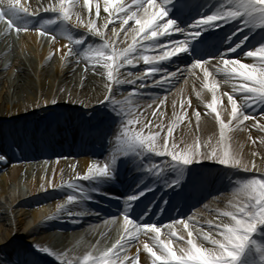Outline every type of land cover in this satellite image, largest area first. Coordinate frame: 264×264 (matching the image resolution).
Wrapping results in <instances>:
<instances>
[{
	"label": "snow or ice",
	"instance_id": "snow-or-ice-1",
	"mask_svg": "<svg viewBox=\"0 0 264 264\" xmlns=\"http://www.w3.org/2000/svg\"><path fill=\"white\" fill-rule=\"evenodd\" d=\"M76 5L77 0H58L43 9L46 13H54L55 18L36 20V13L29 12L21 0H0V21L7 18L9 30L15 28L19 33L35 26L40 36L50 35L55 41L57 34L53 33L59 29V35L68 41L64 45L67 51L61 59L76 57L77 63L82 58L93 68L99 65L103 69L101 75L106 74L109 81L106 85L109 95H105L101 103L112 106L115 116L110 118L113 123L119 122V128L112 133L114 141H109L115 144V149L102 165L94 163L88 167L87 174L78 177L88 181V187L76 181L65 185L73 190L68 195L67 204L82 210L65 209L60 205L58 211H67L69 217L98 216L99 213L85 207L94 193L106 195L102 188L120 182L122 171L126 169L135 170L139 176L129 184L121 212L103 222L104 225L119 224V238L110 247L93 246L82 256L70 258L67 253H54L48 247L32 245L33 254L55 256L59 264H140L138 245L142 244L151 264H264V174L241 175L257 166L244 158L242 145L239 148L232 146L231 135L247 129L251 140V129L245 123L250 120L254 122L252 128L264 133V123L256 117V110L264 113V0H214L211 3L209 0L204 3H193L192 0H130V3L104 0L103 11L108 18L103 25L98 27L94 20H89L86 25L92 36L99 37V42L93 43H87V35L77 37L73 32L77 26L73 23ZM84 6L91 11L92 0H84ZM100 12V4L96 3L95 15L99 17ZM76 18L80 20L79 16ZM109 24L113 25L112 38H105L103 29ZM121 32L124 42L130 36L131 43L117 48L115 44ZM157 49L159 55L149 54ZM242 58L247 62L242 63ZM134 60H143L149 66L148 76L162 73L161 78L148 85L145 83L148 76H133L129 71L128 76L132 79H120V69L125 65L135 67ZM169 65H175V70L170 71ZM185 74L193 78V85L200 81L202 88L212 94L211 102L205 105V115L218 125L219 137L215 143L211 138L201 141L197 137L192 144L173 139L174 130L187 116V112L182 115L175 112V101L172 103L175 118L169 122L165 133L162 123L154 125L159 131H152V122L145 123L137 116L135 104L138 97L135 93H130L123 101L114 99L113 84L133 85L139 80V89L164 88ZM222 84H230L231 93L218 94ZM196 96L200 98L201 92L196 91ZM222 96H227L230 108L218 107ZM79 103L84 105L83 101ZM163 103L161 100L160 104ZM44 104L55 106L58 100L46 99ZM156 114L153 112L154 116ZM159 115L162 117L164 113ZM193 116L199 127L201 112L196 110ZM188 123L191 124V119ZM136 125H140L139 130H134ZM145 129L149 130L145 132ZM259 142L264 145V136L259 137ZM252 143L256 141L252 140ZM156 158L162 159L156 162ZM204 161L223 167L231 191L226 205L220 209L204 204L203 208L214 212L215 216L205 218L203 222L198 218L202 215L199 211L187 214L177 210V216L169 217L170 222L165 223L162 217L171 201L164 199L168 195L164 192L159 197L165 206L161 207L155 203L156 192L162 188H182L186 178L191 181L199 175L196 166ZM0 162H7L5 155L0 154ZM144 177L151 179L145 182ZM220 199V196L213 197V201ZM177 226H182L187 238L177 234ZM162 229H167L164 233L166 239H161ZM173 238L176 242H183V246L174 249ZM204 242L210 246H205ZM96 244L99 245L100 241ZM134 245L137 246L136 254L129 257L127 251ZM26 264H35V261Z\"/></svg>",
	"mask_w": 264,
	"mask_h": 264
},
{
	"label": "bare ground",
	"instance_id": "bare-ground-1",
	"mask_svg": "<svg viewBox=\"0 0 264 264\" xmlns=\"http://www.w3.org/2000/svg\"><path fill=\"white\" fill-rule=\"evenodd\" d=\"M48 1V0H43ZM125 3H130V0H123ZM193 3H204L205 0H192ZM214 2V0H209V3ZM96 3L100 4V15L101 13H105L103 11L104 8V0H92L91 11L88 7L84 6V0H77V5L73 9V23L77 25L76 27H80L83 29H88L86 25L88 24V15L92 13L94 17V21L96 24L101 23L100 16L97 17L95 15V5ZM34 13H41V18H48V16H54V13L44 12V8L38 5L33 4ZM204 11V9H202ZM107 14V13H105ZM77 16L80 17V20H77ZM112 25V24H110ZM73 29L75 35H79L77 28ZM59 29L54 34H57V40L55 41H46V44L43 48H41V42L39 39V35L35 32L33 35H27V39L25 40V45L33 51L34 58L26 57L20 58L16 56V49L14 47L15 43L11 32L5 27H0V80L5 77L3 75V71L9 64L18 61V70L14 76H10L9 78H5L7 83L6 91L3 94V90H0V124L4 126V132L0 131V154L6 156L7 161L10 158L8 153L12 152L11 149H14L16 144H21L22 140L27 137L33 136L30 132L23 133L19 131L18 123L22 120L26 121V119H30L35 116V111L37 109V99L38 97H45L48 100L52 98H56L58 101L60 99H65L61 94H57L59 89L64 86L74 87L78 82V77L76 76V80L73 82V75L76 73L77 69H83L84 67L90 68L92 76L88 78L91 80L92 87L96 86L97 89L103 87V85L109 83L106 74L101 75L103 69L97 65L95 68L92 65L82 58H80V62L77 63L76 57L66 58L64 60L61 59L64 52L67 49L64 47L68 41L62 38L59 35ZM89 32V29H88ZM87 32V35H88ZM178 36L179 34H174ZM182 39V37H180ZM95 37L90 35L89 42H95ZM163 39V38H162ZM42 40V39H41ZM129 44V43H128ZM127 44V45H128ZM127 45L125 47H127ZM124 48V47H118ZM150 55H159V49L154 50L149 53ZM55 56L54 60V71L51 68L50 57ZM235 58V57H234ZM173 60L176 58L173 57ZM143 62V61H142ZM242 63H246L247 59L242 58ZM135 67L132 65H125L124 68L120 69V79H132L133 77L128 76V72L131 71L134 76V71L140 67V62L134 60L133 62ZM145 65V64H144ZM149 67L148 65H145ZM180 67H185L184 64H180ZM169 70L174 71L175 65H169ZM54 78V82H51V78ZM103 76L104 78H101ZM148 76V75H147ZM162 73L156 74L154 77L148 76L145 83L148 85H152L154 80L160 79ZM185 79L188 80V83L185 84ZM50 84H49V82ZM193 78L189 77L187 74L182 76L179 80L174 81L171 84L165 85L164 88L158 87H147L144 89H139L140 81L137 80L136 84L129 85L124 84L120 86H116L113 84V93L122 90L127 92L121 101H123L126 97L129 96L130 93H135L138 97L136 100L135 108L136 113L139 118L147 123L148 121L152 122V131H159L156 129L154 125L156 123H162L165 128V133L167 130V125L171 120L175 117L173 116V101L176 102L175 112L178 115H182L187 112V116L185 117L184 123L180 124L173 133V139L177 142L183 141L185 144H192L197 137L201 141L207 140L209 138L212 139V142L215 143L219 137V128L216 122L209 116L205 115L207 109L205 105L211 102L212 94L208 92L207 89H203L200 81H196L195 85H193ZM38 83V86H37ZM1 86V81H0ZM137 87L134 91H130L132 88ZM195 88V91L193 90ZM3 89V88H1ZM196 91L201 92V97L198 98L196 96ZM223 92L231 93V85L230 84H222L218 89V94ZM166 97V99H165ZM67 100H74L71 95L67 98ZM163 100L164 103L160 104V101ZM103 98L98 102L93 104V110L99 111L103 110V107L108 105L106 103H101ZM191 101L189 104L188 102ZM183 103V107L181 104ZM151 104V107H149ZM26 106V109L24 108ZM78 106V109H84L85 106ZM220 109L224 107H229L227 105V96H222V102L218 106ZM56 109H60V106L55 105ZM106 110V109H105ZM201 112V121L199 127H197L195 117L193 116L194 111ZM25 111V117H22L18 120H11V114L14 116H20L21 113ZM153 112L157 113L155 116ZM164 113L161 117L159 114ZM30 117V118H29ZM256 117L259 122L264 123V113H260L259 110H256ZM226 118V117H225ZM189 119H191V124L189 125ZM62 119H59V124H61ZM112 124V120L110 121ZM249 128L251 129V137L249 139V131L246 129L244 132H233L231 135L233 137V147L239 148L241 145L243 146L242 154L244 158L248 161L255 162L257 168L252 169V171L247 173H241L243 176H257L259 174H264V145L260 144L259 137L264 136V133H260L256 128H252L251 125L254 123L253 121L245 122ZM49 125L48 130L41 129V135L44 138L43 140L30 141L28 143L29 147L35 149V151L30 148L31 154L29 152L24 153L23 161L27 165H35L36 168H40L38 170V180H32L29 185L27 198H22L20 195V186L22 183L18 184L19 176L13 173L12 182H8V180H3L0 182V186L4 191H8L11 189L12 191V199H11V208H17L20 210H25V214H31L34 216L33 221L25 224L24 227V236H30L33 239V245L40 247H48L54 253H67L68 256L71 257H79L82 256L86 251L92 250L93 246L99 248L110 247L112 243H114L120 235L119 224L116 226L112 225H104L105 219H111L121 212L123 207V201L125 199L126 193L128 192V186L136 177L135 174L128 172V169L122 171L120 182L115 185H107L102 188V193L104 194H93L94 199L86 202L85 207L88 208L89 211L93 213H99V215H88L82 218L80 217H69L67 215V211L59 210L60 205H64L65 209H72L75 211H80L82 209L76 208L75 205L67 204L68 195L73 192L72 189H68L65 187L70 182L76 181L78 184H81L84 187L89 186L88 181L79 180L78 177H82L87 174L88 167L92 164L90 162L84 163L82 173L80 175H70L67 176L64 174V167L58 164L53 165V169H51V178L43 181V167L45 161L40 158L48 151H58L55 150L56 146L52 142L53 139L61 140L62 138L71 137L70 131H63L61 135H57L58 133L54 132L57 127L60 126ZM82 125V124H80ZM34 128L36 126H33ZM75 131L76 135L79 138L78 145L73 149L67 146L64 151H70V149L75 151H81L85 147L86 140L89 138H96L98 140H106L114 141V137L108 136L110 133L108 132L107 124L101 129V131L97 130H88L82 129L78 125V121L75 119ZM112 128V127H111ZM119 128V122L113 123V133ZM140 125H136L134 130H139ZM39 129V127H37ZM46 129V128H45ZM29 130V129H28ZM27 130V131H28ZM149 129H145L147 132ZM112 131V129H111ZM112 133V132H111ZM164 133H162L163 135ZM107 137V139H106ZM52 138V139H51ZM252 140H255L256 143H252ZM171 142V141H170ZM111 147L106 149L103 152H98V156L95 159H99V161L103 164L107 158L112 154L115 149L114 143H109ZM183 146V145H181ZM11 148V149H10ZM90 150V155L94 152L93 148H88ZM203 150V149H202ZM255 152L257 155L253 156L252 153ZM51 153V152H49ZM93 155L89 156L88 159H92ZM86 159V158H85ZM162 158H156V162H159ZM0 172H5L10 170V164L5 163L0 166ZM199 175L194 177L191 181L187 178L185 179V186L189 189H194L195 195L194 198L191 199L190 203L187 205H181L182 208L180 211L183 213L189 214L191 208H195L196 212L199 211L202 213L198 218L201 219V222L205 218L212 219L215 216L214 212H209L203 208L204 204H209L210 208H220L223 209L227 203V199L231 195V191L228 188V181L225 178V174L223 178H220L222 173H224V169L222 166L217 165L211 161H204L202 165L196 166ZM219 170V171H217ZM258 170V171H257ZM201 174L203 177H201ZM230 174V173H229ZM3 178H6V174L2 175ZM169 189L170 196L167 200L172 201L174 195L177 190ZM163 193V188L160 190ZM77 196L78 192L75 193ZM123 196V197H120ZM214 196H220L221 199L219 201H213ZM119 197V198H118ZM160 197V196H159ZM118 198V199H117ZM53 206V208L51 207ZM195 206V207H193ZM29 212V213H28ZM27 216V215H25ZM177 212L169 210L162 219L165 223L170 222L169 217H176ZM53 217L52 219H49ZM2 219V214L0 213V220ZM75 221V222H74ZM122 222V220L120 219ZM57 225L58 228L62 229V234L52 235L50 234L52 230L50 227L52 225ZM14 230V229H13ZM205 230H207V226L205 225ZM167 229H162V236H165L164 233ZM101 233H104L101 236ZM13 234V233H12ZM12 234H8L5 243L0 245V251L4 247L15 248L17 245H21V242H17L16 239L11 237ZM55 239L57 243H65L63 247L50 248V243ZM142 239H145L142 237ZM100 241V244L97 245L96 242ZM197 243H200L197 241ZM207 243V242H206ZM142 247V244H140ZM24 246V245H23ZM210 246V245H209ZM132 250V246L128 249L127 252L130 253ZM30 251H35L34 249H30ZM136 252V250L132 251ZM31 255V254H30ZM44 255V254H43ZM46 256L48 262H54L59 264V261L55 258V256ZM140 256L143 258H148V254L144 253L141 249ZM32 261H35V264H47L42 260H39L35 256H30ZM147 259V260H148ZM151 261V259H150ZM26 264V263H23ZM151 264V262L149 263Z\"/></svg>",
	"mask_w": 264,
	"mask_h": 264
},
{
	"label": "rangeland",
	"instance_id": "rangeland-1",
	"mask_svg": "<svg viewBox=\"0 0 264 264\" xmlns=\"http://www.w3.org/2000/svg\"><path fill=\"white\" fill-rule=\"evenodd\" d=\"M58 0H21V4L28 8L29 12H32L33 4L38 5L40 7H49L51 4H56ZM48 18H55L54 16H48ZM108 18V14L101 13L100 19L102 20L101 23H98L97 26H102L105 20ZM89 20H93L94 17L92 13L88 15ZM131 24V22H130ZM117 28L119 27L118 23L116 24ZM0 27L7 28V18L4 21H0ZM113 25L108 26L107 29H103L105 32V38H112L111 28ZM126 28L128 26H125ZM78 29L79 35H76L79 37L80 35H87L88 29H83L80 27H76ZM9 30V29H8ZM11 32V35L14 40V47L16 49V56L20 58H26V57H32L34 58L33 51H31L26 45L25 40L27 39V35H33V33L38 34L37 27H30L28 31H21L17 33L15 31V28L9 30ZM54 34V33H53ZM39 35V34H38ZM91 35L90 32H88L87 35V42H89V36ZM95 42H99V37H95ZM41 42V48H43L46 44V39L40 38ZM51 40V38H48ZM52 41V40H51ZM128 43H131V37L129 36L128 40L124 42V34L121 32V35L119 39L116 40L115 47H125ZM35 59V58H34ZM54 60L55 56L50 57V63L51 68H53L54 71ZM143 60H140V67L134 71V76H138L141 74L148 75V68L144 65L142 62ZM18 61H15L11 64H9L8 67H6L3 71V77L1 81L0 90H3V94L6 91L7 83L5 81V78H9L11 75L14 76L15 73L18 70ZM87 69V70H86ZM76 76L78 77V82L74 87L71 86H64L63 88L59 89L57 94H61L65 99H60L58 101V106H60V109H56L55 106L49 104L45 105L44 101L46 100L45 97H38L37 102H39L38 107L35 111V116H33L30 119H26V121H21L18 123L19 131L25 132L28 130V128H32L33 126L37 125H43V126H49L52 124H58L59 119H62L61 124L57 125L60 126L57 127L55 130L58 135H61L63 131H70L71 133L75 132V119L78 121L79 127L82 129H99L104 126V124L110 126L108 128V132H110V137H114L112 135L113 133V120L110 117H114L115 114L112 112V106L106 105L103 107V110H93V104L98 102L100 99L104 98L105 95H109L108 89L106 87L107 84L103 85L100 89H97L96 86L92 87L91 80L89 81L88 78L92 76L91 69L84 67L83 69H77L76 73L73 75V82L76 80ZM54 78L56 76H53L51 78V82H54ZM101 78H104L101 76ZM57 80V78H56ZM107 80V79H106ZM49 82V81H48ZM50 84V82H49ZM38 86V83H37ZM3 88V89H1ZM137 87L132 88L129 90L134 91ZM62 90V91H61ZM127 92L119 90L114 93V99L121 101L123 97L126 95ZM71 95V97L74 98L72 101H77L76 103H73L70 100H67V98ZM48 100V98H47ZM79 101H83L85 108L84 109H78V106H84L79 103ZM79 107V108H80ZM26 109V106H24ZM106 109V110H105ZM11 114V120H20L22 117H25V114H27L25 111L21 113L20 116H14L12 112ZM112 120V124L110 121ZM82 124V125H80ZM112 127V128H111ZM112 129V131H111ZM0 131L4 132V126L3 124H0ZM112 132V133H111ZM56 150L59 149V151H49L51 153H45L43 155L42 161L44 162V165H41L43 167V172L46 171V173H43L44 178L43 181H46L47 179L51 178V169H53V165L58 164L60 166H63L65 169V175H80L83 170L84 163L91 161L88 159L90 155L89 149H84L83 151L76 152L75 150L70 149V151L65 152L64 147L69 146L70 148H75L77 146V139L74 137H68L63 138L59 140V142L55 143ZM63 147V149H61ZM61 149V150H60ZM12 152H7L8 156L12 158L13 161H11L10 164V170L5 172H0V182L3 180H8V182H12V176L13 173L16 174V176H21L23 181L18 180V184L22 183V186H20V195L22 198H26L28 195L29 185L32 180H38V170L40 168H36L35 165H27L25 164V161L22 159L21 150L19 149H11ZM86 158V159H85ZM93 158V156L91 157ZM4 164V162H0V166ZM6 174V178H3L2 175ZM46 174V175H45ZM163 194V193H162ZM12 191L11 189H8V191H4L0 186V213L2 214V219L0 220V245H3L5 243V240L8 236V234H12L11 237L16 239L17 242H21V245L15 246V248L11 247H4L0 251V264H23L26 262H31V257L33 256V253H31L30 249H32L30 246L33 245V239L30 236H24V225L27 223L32 222L33 215L30 212L29 214H25V210H20L17 208L12 209L11 208V199H12ZM161 196V195H160ZM170 196V192H168V195L164 196V199H168ZM184 198L189 200L190 195H188V192H184ZM123 197V196H120ZM119 198V197H118ZM126 198V196H125ZM159 202V195H157V200L155 203L157 204ZM162 201L160 202L161 205ZM163 206V203H162ZM53 208V206H51ZM165 207V206H164ZM191 212H196L195 208H191L189 214ZM29 213V212H28ZM27 215V216H25ZM183 218V217H181ZM120 219L122 220V215L120 216ZM24 226V227H23ZM14 229V230H13ZM177 234H183L185 238H187L186 232H183L182 226L176 227ZM57 231L54 232L53 235H56ZM161 239H166L165 236H161ZM205 246H209L206 242H204ZM24 245V246H23ZM65 243H57L55 239L50 243V248H56V247H63ZM140 249H142L141 245H138ZM183 246V242H176L175 238H173L172 247L174 249H177L179 247ZM137 246H132V250H130V253L127 252L128 256L131 257L136 254V252H133L136 250ZM31 254V255H30ZM36 258H41L42 256L46 258L43 254H36L34 255ZM38 256V257H37ZM148 258H143L140 256V264H149L151 261Z\"/></svg>",
	"mask_w": 264,
	"mask_h": 264
}]
</instances>
